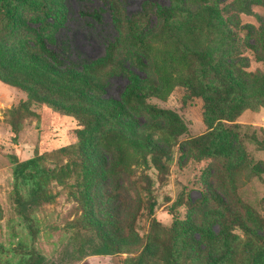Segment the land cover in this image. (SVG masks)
<instances>
[{"label":"rangeland","instance_id":"rangeland-1","mask_svg":"<svg viewBox=\"0 0 264 264\" xmlns=\"http://www.w3.org/2000/svg\"><path fill=\"white\" fill-rule=\"evenodd\" d=\"M108 2L126 19L148 3L156 8L171 0L54 2L62 6L66 19L57 39L68 47L65 57L76 69L102 57L105 45L119 38L114 64L93 75L102 88L96 95L99 104L113 108L130 78L146 85L158 83V76L151 60L141 57L126 39L125 30L113 27ZM10 5L18 19L30 12L16 1ZM204 6L217 11L221 25L214 33L205 31L202 38L210 42L213 58L246 90L229 104L227 120L216 122L206 120L202 98L191 96L182 86H176L164 102L148 100L156 111L177 114L186 126L183 132L169 127L165 116L139 106L124 108L118 122L103 117L93 125L94 172L88 182L96 196L91 208L112 242L124 246L113 255L91 256L82 249L95 234L78 197V185L88 173L75 162V151L60 152L76 144L78 122L33 104L13 133L8 112L26 100V94L0 81V264H31L35 256L46 261L64 257L63 263L57 260L61 264H203L184 244L182 222L195 229L197 240L210 232L228 245L223 264L264 263V254L262 261L257 260L259 249L264 252V0H209ZM187 7L194 8L188 3ZM92 9H102L100 23L80 14ZM149 16L152 28L157 18L151 12ZM200 69L198 77L212 84L213 76ZM127 124L135 140L153 152L123 171L114 149L105 147L103 140ZM199 136L221 151L206 153L190 145ZM32 158L38 159L39 182L50 196L48 202L34 204L35 183L15 179L17 163ZM18 197L33 205L22 210L16 204ZM223 230L230 234L225 240Z\"/></svg>","mask_w":264,"mask_h":264},{"label":"trees","instance_id":"trees-1","mask_svg":"<svg viewBox=\"0 0 264 264\" xmlns=\"http://www.w3.org/2000/svg\"><path fill=\"white\" fill-rule=\"evenodd\" d=\"M14 1L30 11L25 18H16V10L10 5ZM55 1L0 0L5 21V24H0V81L26 94V100L9 110L8 119L12 132L16 133L19 122L29 113L31 105L40 104L78 122L79 128L75 130L76 144L63 147L60 152L75 151V162L88 173L78 185V197L86 208L85 218L95 234L90 244L83 245L82 249L87 251V255L109 256L124 249V246L112 242L92 212V201L96 195L92 193L95 189L88 178L94 172L90 150L93 125L103 117L118 122L124 108L139 106L156 111L155 107L147 103L148 100L164 102L176 86L184 87L193 97L202 98L207 121H223L227 120L231 101L241 97L242 91L246 89L242 87L243 82L213 58L207 46L210 42L202 38L205 31L214 33L221 25L217 11L204 6L209 0H181L179 5L171 0L168 6L156 8L148 3L141 12L126 19L121 17L114 3L108 2L106 5L111 13L113 27L119 32L125 30L126 39L140 52L141 57L151 60V68L158 76V83L142 85L137 79L130 78L122 92V100L115 102L113 108H105L96 98L102 88L93 75L97 70L114 64L119 38L105 45L102 57L83 65L80 70L76 69L65 57L67 46L57 39V32L64 27L66 19L61 12L62 6ZM187 3L194 8L187 7ZM149 12L157 18L152 28L149 27ZM102 13V9H92L80 14L100 23ZM14 26L13 31L6 32ZM199 68L213 76L212 84H206L198 77ZM156 114L165 116L168 126L173 130H186L180 117L172 111L159 110ZM208 125L210 128L211 124ZM122 126L106 134L103 145L114 149L120 169L128 171L131 162H137L140 158L146 161L153 150L148 144L135 140L136 134L128 124ZM189 143L195 148H202L206 153L221 151L212 143L207 144L205 136L193 138ZM37 165L38 159L32 158L17 163L14 169L16 180L35 183L32 193L34 204L48 202L50 199L39 182L41 170ZM32 168L35 171L28 175L27 170ZM16 204L27 211L33 202L28 203L18 197ZM153 207V203H150V214L153 213ZM179 231L185 234L184 244L187 243L195 259L203 264L226 263L228 245L225 242L221 244L217 236L208 232L197 240L195 229L183 222ZM229 236V232L222 231L224 240ZM263 254V250L259 249L257 260L262 261ZM57 260L63 263L65 258ZM57 260L46 261L42 256H35L31 264H61Z\"/></svg>","mask_w":264,"mask_h":264}]
</instances>
